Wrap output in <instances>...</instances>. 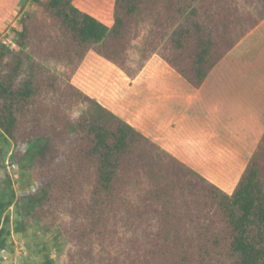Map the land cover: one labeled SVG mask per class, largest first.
Returning <instances> with one entry per match:
<instances>
[{"label":"trees","instance_id":"trees-1","mask_svg":"<svg viewBox=\"0 0 264 264\" xmlns=\"http://www.w3.org/2000/svg\"><path fill=\"white\" fill-rule=\"evenodd\" d=\"M33 2L18 44L35 61L23 79L26 54L9 62L0 136L36 182L29 225L69 242L63 264H264V133L227 194L98 103L100 117L76 119L72 104L92 99L38 62L66 59L72 75L94 50L135 79L158 54L199 88L264 20V0H116L112 28L74 0ZM141 14L154 22L132 68Z\"/></svg>","mask_w":264,"mask_h":264},{"label":"crops","instance_id":"crops-1","mask_svg":"<svg viewBox=\"0 0 264 264\" xmlns=\"http://www.w3.org/2000/svg\"><path fill=\"white\" fill-rule=\"evenodd\" d=\"M32 1L0 0V33L19 31ZM115 1L74 5L111 28ZM110 81L92 96L100 105L223 191L234 192L264 133V20L199 88L156 56L135 80Z\"/></svg>","mask_w":264,"mask_h":264},{"label":"rangeland","instance_id":"rangeland-1","mask_svg":"<svg viewBox=\"0 0 264 264\" xmlns=\"http://www.w3.org/2000/svg\"><path fill=\"white\" fill-rule=\"evenodd\" d=\"M32 4L33 7H30L24 13L22 19L27 13L39 15L40 8L33 1ZM22 19L18 23L19 31L7 29L0 33V53H4V59H0V82L10 72L9 62L14 59L16 53L22 52L26 54L27 58L21 79L29 75L30 67L35 61L34 56L31 55V48H21L18 44V33L22 30ZM112 19L111 28L114 25V12ZM153 22V17L145 18L141 14V20L138 21L136 33L130 47L132 68H137L139 64L142 48ZM154 56L163 60L158 54L153 55L151 58ZM38 62L47 68L51 74L57 76L60 80H67L71 86L78 89L85 97L92 99L91 102H87L81 97V101L72 104L70 111L76 119L87 120L100 117L102 111L93 104L98 102L92 97L99 84L102 85L104 90H107L110 86V84H107L108 80L114 82L118 79V76L127 77L120 67L106 60L94 50L87 52L72 75L71 68L73 67L66 59L61 61L48 58L47 60H38ZM111 75L113 76L110 77ZM26 149L27 147L23 149V152ZM18 153L22 152L20 149L17 150L15 142L0 136V158L2 163L0 169V232L2 233H0V264H44L48 259L53 264H63L69 242L61 236L59 228L46 230L37 222L29 225L28 214L32 208L29 201L30 196L34 194L36 182L27 166L22 165L21 160L18 161ZM28 163H30V160H25V164Z\"/></svg>","mask_w":264,"mask_h":264}]
</instances>
